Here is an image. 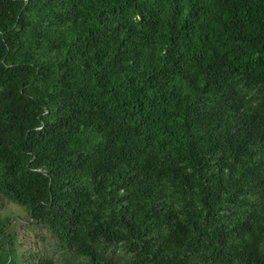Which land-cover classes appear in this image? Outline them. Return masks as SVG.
I'll return each instance as SVG.
<instances>
[{"label": "trees", "instance_id": "1", "mask_svg": "<svg viewBox=\"0 0 264 264\" xmlns=\"http://www.w3.org/2000/svg\"><path fill=\"white\" fill-rule=\"evenodd\" d=\"M0 198V264H264V0H0Z\"/></svg>", "mask_w": 264, "mask_h": 264}, {"label": "rangeland", "instance_id": "2", "mask_svg": "<svg viewBox=\"0 0 264 264\" xmlns=\"http://www.w3.org/2000/svg\"><path fill=\"white\" fill-rule=\"evenodd\" d=\"M0 217H10L6 231L14 237L20 257L45 254L58 259L64 254L63 249L44 227L31 224L28 213L22 207L0 198Z\"/></svg>", "mask_w": 264, "mask_h": 264}]
</instances>
